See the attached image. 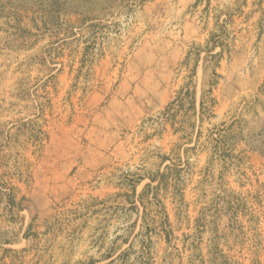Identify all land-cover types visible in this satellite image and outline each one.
<instances>
[{
	"label": "rangeland",
	"instance_id": "374dc122",
	"mask_svg": "<svg viewBox=\"0 0 264 264\" xmlns=\"http://www.w3.org/2000/svg\"><path fill=\"white\" fill-rule=\"evenodd\" d=\"M216 240L264 264V0H0V264H204Z\"/></svg>",
	"mask_w": 264,
	"mask_h": 264
},
{
	"label": "trees",
	"instance_id": "16d2710c",
	"mask_svg": "<svg viewBox=\"0 0 264 264\" xmlns=\"http://www.w3.org/2000/svg\"><path fill=\"white\" fill-rule=\"evenodd\" d=\"M218 37V38H217ZM217 37H213L212 36V40L211 42H213L214 46H218L220 45L221 47H224V42L222 40V36H217ZM200 47L194 46L193 50L190 51V55H188L187 58V62H189L193 56V60L200 56ZM217 55H220L219 53ZM196 74V70H193L192 75L190 76V78H193V76ZM192 84H193V79H191L190 83H188V86H186L185 88H183V90L180 92L178 98H177V103L174 104V106H170L167 110L166 113V118L169 117H174L176 115V113L178 112V109L183 108L187 103H194L195 97L194 95H192ZM212 89H213V83H212V87L210 90H208L203 98V100L201 101V114L202 117H206V116H211L213 113V109L212 107L214 106V98L212 97ZM188 129L186 130V136L188 135ZM226 137L223 135H220L218 138H213V141L215 142L214 144V151L216 154L218 155H224L226 153V150H228L227 146V141L225 140ZM163 177V175H162ZM150 186V185H147ZM167 220H169L168 215H165V218H163L162 221H164V223L167 222ZM166 226V225H165ZM165 232H167V229H165ZM168 233V232H167ZM220 244L219 241L216 240L214 241V245L212 246V257L210 259H204L201 262L204 264H237V261H235L234 259H232V257L230 256H225L223 254L220 253ZM144 254V253H143ZM218 256H220L222 259L219 260ZM227 257V259H226ZM226 259V260H225ZM208 261V262H206Z\"/></svg>",
	"mask_w": 264,
	"mask_h": 264
}]
</instances>
